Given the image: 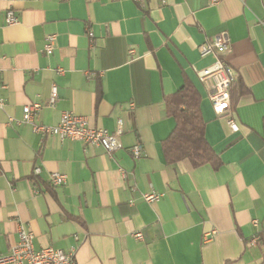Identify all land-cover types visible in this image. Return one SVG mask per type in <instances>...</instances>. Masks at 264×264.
I'll use <instances>...</instances> for the list:
<instances>
[{"label": "crops", "instance_id": "crops-1", "mask_svg": "<svg viewBox=\"0 0 264 264\" xmlns=\"http://www.w3.org/2000/svg\"><path fill=\"white\" fill-rule=\"evenodd\" d=\"M164 1L0 0V254L25 223L36 248H76L78 264H263L264 246L250 241L264 231V0ZM9 8L19 17L14 25L5 22ZM51 33L56 49L46 55ZM221 33L243 87L231 96L239 131L218 117L199 79L215 62L200 46ZM185 83L202 95L216 167L166 161L162 142L175 119L165 98ZM53 84L59 97L50 105ZM35 101L46 125L66 110L110 131L122 119L124 147L109 154L8 124ZM137 144L145 151L139 159L131 152ZM54 171L67 182L52 186ZM149 192L162 196L148 202Z\"/></svg>", "mask_w": 264, "mask_h": 264}, {"label": "built area", "instance_id": "built-area-1", "mask_svg": "<svg viewBox=\"0 0 264 264\" xmlns=\"http://www.w3.org/2000/svg\"><path fill=\"white\" fill-rule=\"evenodd\" d=\"M17 1V0H6ZM142 1V0H137ZM222 0H210L212 5H217ZM163 2H165L163 0ZM5 22L8 25H14L19 22V17L14 9L9 8L6 12ZM87 36L95 46V37L92 31L87 33ZM57 44V35H46L44 52L46 55L54 53ZM229 38L226 33H221L214 39L208 40L200 46L201 56L213 55L215 62L210 67L199 72V79L206 87L209 98L213 104L218 117L225 119L227 125L233 131H239L240 126L233 115L231 93L236 84L237 75L231 69L227 61V53L229 51ZM130 54L134 53L133 49L129 50ZM60 74L65 72V69L59 67L57 70ZM59 97V91L56 84L51 87L49 104L54 105ZM5 105L4 99L0 98V107ZM43 104L40 101L29 103L23 107L21 118L10 116L8 124H29L33 131L41 136L53 135L57 136L61 141H81L86 146H101L109 154L124 147L121 136L124 132V122L119 119L117 127L114 131L103 127L92 126L85 116H82L74 111H63L60 120L55 125H46L37 121L38 113L42 109ZM131 152L136 159L145 155L144 147L137 144L131 148ZM41 167L37 166L34 169V176L41 173ZM122 172H124L121 169ZM67 182V175L58 171H54L50 175V183L54 187H58ZM33 189L35 193H40L41 189L36 185L33 179ZM160 193L149 192L144 194V199L148 202H155L161 198ZM254 225H258V220H253ZM217 231L212 229L203 235L205 242L211 241ZM134 236L142 239L141 232L134 233ZM34 233L25 223H21L18 230V240L10 248L6 254H0V264H78L76 258V248L69 251L56 248L54 246H46L36 248L34 244ZM260 239L256 235L251 239V244L256 245Z\"/></svg>", "mask_w": 264, "mask_h": 264}, {"label": "trees", "instance_id": "trees-1", "mask_svg": "<svg viewBox=\"0 0 264 264\" xmlns=\"http://www.w3.org/2000/svg\"><path fill=\"white\" fill-rule=\"evenodd\" d=\"M237 81L238 79L233 87V93L238 89L240 92L243 91L241 83ZM201 99L202 95L193 83H185L175 93L166 96L167 112L175 119L174 129L162 142L167 163L189 160L193 166L205 163L218 166V155L206 137V121L202 114ZM259 235L258 244L264 246V231ZM225 264L239 262L229 259Z\"/></svg>", "mask_w": 264, "mask_h": 264}]
</instances>
